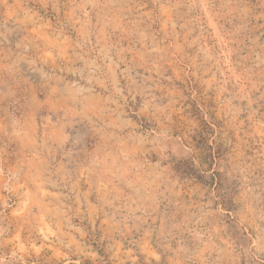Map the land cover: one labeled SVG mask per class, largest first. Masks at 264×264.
<instances>
[{
	"label": "rangeland",
	"instance_id": "374dc122",
	"mask_svg": "<svg viewBox=\"0 0 264 264\" xmlns=\"http://www.w3.org/2000/svg\"><path fill=\"white\" fill-rule=\"evenodd\" d=\"M0 264H264V0H0Z\"/></svg>",
	"mask_w": 264,
	"mask_h": 264
}]
</instances>
